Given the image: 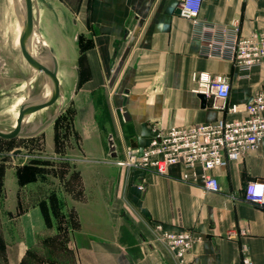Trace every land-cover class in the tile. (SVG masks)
<instances>
[{"label":"crops","instance_id":"obj_1","mask_svg":"<svg viewBox=\"0 0 264 264\" xmlns=\"http://www.w3.org/2000/svg\"><path fill=\"white\" fill-rule=\"evenodd\" d=\"M179 1L82 0L84 15L88 12L83 27L94 41L82 66L76 116L77 123L87 122L81 123L82 133L97 132L91 122L95 110H89L95 106L94 90L104 95L121 153L131 148L132 139L142 146L153 129L201 125L224 116L210 100L201 105L194 73L228 77L227 103L239 110L264 90V67L238 72L229 58L206 55L210 40L224 42L228 50L233 34L246 36L261 28L264 0H202L196 25L175 13ZM14 17L11 0H0L4 75L18 69L10 62L17 43ZM124 112L129 121L123 119ZM86 145L82 148L90 159L55 163L69 170L56 177L64 181L63 208L41 198L19 216L23 236L5 245L15 249V264H24L31 249L41 248L36 235L47 223L56 230V212L73 219L65 223L70 240L64 248L76 253L71 264H241V246L253 264H264V205L244 200L246 184L264 180V138L255 150L208 172L218 182V192L205 190L201 179L184 182L180 166H169L164 175L126 168L102 159L100 141ZM154 223L170 232L191 230L200 240L178 261L157 240Z\"/></svg>","mask_w":264,"mask_h":264},{"label":"rangeland","instance_id":"obj_2","mask_svg":"<svg viewBox=\"0 0 264 264\" xmlns=\"http://www.w3.org/2000/svg\"><path fill=\"white\" fill-rule=\"evenodd\" d=\"M87 13L86 11L84 15L82 0H32V18L40 37L43 38V51L45 49L51 51L57 63L59 88L58 95L51 105L54 107L60 103L63 109L47 127L35 135L11 140L0 138V264H15V249H7L5 245L12 246L23 236L21 232L23 225L19 216L24 210L33 208L41 198L46 199L48 205L53 199L52 207L55 209L63 208L64 181L56 180V177L59 175L58 178H61L69 170L65 165H56V162L90 159L82 147L85 148L86 144H99V141L104 148L103 160L120 162L125 159L126 153H121L119 147H116L113 121L107 106L103 104L105 98L101 95V90L92 92L95 106L89 105L91 112L95 110L91 122L97 127L96 136L87 133L88 129L85 130V134L82 133L81 123L86 126L87 122L77 123V109L81 103L79 94L83 76L82 66L87 63L85 52L88 42L92 43L91 48L94 47V41L88 37L83 27L85 20L88 22ZM14 18V37L17 38V43L15 50L13 49L16 53L13 51L14 56L12 55L10 62L18 69L13 70L10 67L8 74L0 73V129L3 131H10L15 126L18 100L29 96V93L30 96L36 97L41 81L39 75L33 81H27L31 67L19 47L17 25L19 20L16 16ZM73 20L76 25H73ZM75 31L79 33L77 44L73 42ZM5 48L8 56L9 46ZM77 70L80 84L75 91ZM98 106L101 109L100 113ZM47 113L52 114V109ZM47 115L34 118L33 121L42 122ZM109 135L115 145L116 158L109 155L107 142ZM34 177L37 183H34ZM56 219L58 222V226L55 224L56 230L48 229V218L46 219L47 229L36 235V240L42 242V246L31 249L24 264H71L76 253L64 248L70 240L66 235L65 223L67 220L72 222L73 219H66L64 216Z\"/></svg>","mask_w":264,"mask_h":264},{"label":"built area","instance_id":"obj_3","mask_svg":"<svg viewBox=\"0 0 264 264\" xmlns=\"http://www.w3.org/2000/svg\"><path fill=\"white\" fill-rule=\"evenodd\" d=\"M201 2L180 0L176 6L177 15L196 25ZM222 32L225 34L228 30L222 29ZM229 40L228 50L224 49V42L210 40L206 55L229 58L238 72L264 67V25L246 36L235 33ZM193 80L195 93L205 96L212 102L211 107L224 116L201 125L172 127L166 131L153 129L142 146L129 148L125 159L118 163L158 175H164L169 166L177 165L184 170L181 177L184 182L195 183L201 179L205 190L218 192L219 184L208 172L255 150L264 138V90L258 91L239 110L237 105L227 103L231 89L228 77L198 72L193 74ZM197 168L201 170L199 174L195 173ZM244 200L264 205V180L246 184ZM152 227L157 240L166 245L178 261H182L193 243L200 240L191 230L170 232L159 223ZM246 252V247L241 246V264H253Z\"/></svg>","mask_w":264,"mask_h":264},{"label":"water","instance_id":"obj_4","mask_svg":"<svg viewBox=\"0 0 264 264\" xmlns=\"http://www.w3.org/2000/svg\"><path fill=\"white\" fill-rule=\"evenodd\" d=\"M22 1L25 6V12L23 14H21L19 11L18 0H11V5L13 8L14 14L17 17V19H19V24H20L18 44L23 54V57L28 63V65L31 68H34L35 70H37L38 72H43V74L45 75V78L47 79L49 83L50 91H51L49 96L46 99V102L52 103L58 95V84H57V79H56L57 63H56L55 58L53 56H50V60L52 64V72H49L45 68L43 63L39 59H37V57H35V55L33 54L31 44H30V37H29V32L32 27V19H33L32 11H31V8H32L31 1L30 0H22ZM175 13L178 14V11H176ZM73 25H76L74 20H73ZM78 40H79V33L78 31H75L73 35L74 44H77ZM76 73H77V79H76V83L74 86L75 91L78 89L79 84H80L79 71L77 70ZM199 97L201 98V105L205 106L207 102L205 96L199 94ZM37 107H38V102L34 98L25 97L19 109V114H18L15 126L10 131H3L0 129V138L5 139V140H11V139L18 138V137H26V136L35 135L36 133L40 132L45 127H47L57 116V114L56 115L51 114L46 118L44 122H41L38 125H36L35 122L33 121L28 126H22L24 118L29 113L35 111ZM123 119L125 121H129V115L127 112L123 113ZM107 142H108L110 157L116 158L117 153L115 151V145L110 135L108 137ZM130 147L132 149L137 148L136 139H132L130 141Z\"/></svg>","mask_w":264,"mask_h":264},{"label":"bare ground","instance_id":"obj_5","mask_svg":"<svg viewBox=\"0 0 264 264\" xmlns=\"http://www.w3.org/2000/svg\"><path fill=\"white\" fill-rule=\"evenodd\" d=\"M30 1H31V6H32V0H30ZM18 8H19V11H20L21 14H23L25 12V6H24V3H23L22 0H18ZM31 11H32V8H31ZM17 25H18V30L20 32V26H19V23L18 22H17ZM38 32L39 31L37 29V25L34 23V21L32 19V27H31V30L29 32V37H30V44H31V48H32L33 54L35 55V57H37V59H39L43 63V65L45 66V68L49 72H52V64H51L50 56H53V55L51 54V52L48 49H45L43 51V49H44V41H43V38L40 37V35H39ZM41 43H42V46H41ZM38 75H39V78H41V81L38 84V94H37V96L36 97L30 96V93H29V96H27L29 98H34L38 102V107H37V109L35 111L29 113L24 118L23 123H22V126H28L30 123L33 122L34 118L37 119V118H41L44 114L47 115L48 114L47 112L50 111V109H52V111H53L52 114H54V115L58 114L63 109V107L60 105V103L57 104V105H55L54 107H52V105H51L52 103H47L46 102V99L49 96V94H50L51 91H50L49 83H48L47 79L45 78V75L43 74V72H38L34 68H31L30 75L28 77V82L33 81L36 77H38ZM56 79H57V84H59V76L58 75H56ZM28 84L29 83H27V85ZM29 90H30V88H29ZM23 100H24V98L21 97L18 100V102H17L18 110L16 112V116L15 117H18L19 109L21 107V104H22ZM12 107H13V105H12ZM11 109H13V108H11ZM49 115H51V114H48L46 116V118ZM45 120L46 119H44V121ZM44 121H42V122H44ZM40 123H41L40 121L39 122H35L36 125H38Z\"/></svg>","mask_w":264,"mask_h":264},{"label":"trees","instance_id":"obj_6","mask_svg":"<svg viewBox=\"0 0 264 264\" xmlns=\"http://www.w3.org/2000/svg\"><path fill=\"white\" fill-rule=\"evenodd\" d=\"M92 43L88 42L87 49L91 48ZM36 180V177H34V181ZM63 215H60L58 212H56V218H62Z\"/></svg>","mask_w":264,"mask_h":264}]
</instances>
